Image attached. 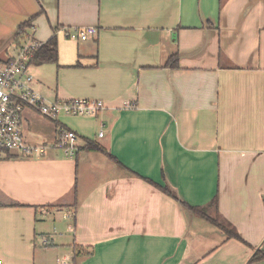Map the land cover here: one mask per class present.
Wrapping results in <instances>:
<instances>
[{
	"label": "crops",
	"instance_id": "0c3cea01",
	"mask_svg": "<svg viewBox=\"0 0 264 264\" xmlns=\"http://www.w3.org/2000/svg\"><path fill=\"white\" fill-rule=\"evenodd\" d=\"M26 34L57 40V62L30 68L37 92L106 108L25 111L30 144L66 129L79 151L0 158L1 264H264V0H0V59ZM216 197L243 241L182 205Z\"/></svg>",
	"mask_w": 264,
	"mask_h": 264
},
{
	"label": "built area",
	"instance_id": "2783aa9c",
	"mask_svg": "<svg viewBox=\"0 0 264 264\" xmlns=\"http://www.w3.org/2000/svg\"><path fill=\"white\" fill-rule=\"evenodd\" d=\"M35 30V26H30ZM98 34L96 27H76L67 29L66 37L86 41ZM45 43L26 34L18 52L9 58L0 59V158L10 153H20L25 157L41 158L50 149L62 150L67 156H75L79 151L78 135L75 131L61 129L57 140L49 145L30 144L25 137L24 115L26 110L58 120L62 115L94 116L106 106L102 101L89 99H57L51 101L33 87L34 77L30 68L37 52ZM128 109L136 107L125 103ZM103 132L99 137H103ZM48 245L49 241L45 240ZM1 264V262H0Z\"/></svg>",
	"mask_w": 264,
	"mask_h": 264
},
{
	"label": "trees",
	"instance_id": "16d2710c",
	"mask_svg": "<svg viewBox=\"0 0 264 264\" xmlns=\"http://www.w3.org/2000/svg\"><path fill=\"white\" fill-rule=\"evenodd\" d=\"M25 27H27V24H23L21 26V30L23 31ZM57 56H58L57 40L56 38H53L37 52L34 62L37 64L55 63L57 62ZM176 62H177V57L172 56L167 65H170L171 67H177ZM85 149L99 151L101 153L106 154L110 159L117 161L114 156L109 154L106 151V149H104L102 146L98 145L97 143L88 141ZM117 163L121 165L119 162ZM164 191L168 195L178 199L177 196L173 193V191L170 190L168 187L165 188ZM182 205L184 208L189 210L193 215L220 228L226 234L228 239H237L243 241V239L237 233L233 225L219 215L217 197L214 198L208 206H204V207L191 206L184 202H182ZM210 207L215 208L216 214L214 216L210 215L208 212V209ZM260 260H264V251L256 250L251 258V262H257Z\"/></svg>",
	"mask_w": 264,
	"mask_h": 264
}]
</instances>
